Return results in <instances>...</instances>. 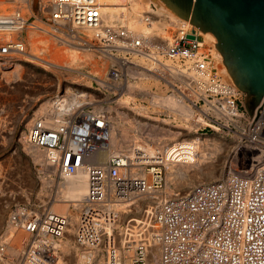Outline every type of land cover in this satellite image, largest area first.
<instances>
[{
    "label": "built area",
    "instance_id": "2783aa9c",
    "mask_svg": "<svg viewBox=\"0 0 264 264\" xmlns=\"http://www.w3.org/2000/svg\"><path fill=\"white\" fill-rule=\"evenodd\" d=\"M52 1L53 10L46 14L39 11L38 15L45 23H51L50 29L55 33L61 31V18L71 19L77 26L99 22V0ZM35 19L33 15L25 19L19 11L0 14V33L20 30L23 35L17 39L1 38L0 53L23 51L27 23ZM102 42L109 39L103 38ZM136 45L143 52L151 50L148 45L142 46L141 39L136 40ZM207 47L203 32L194 25L177 35L164 53L205 77L201 97L189 99L199 113V133L214 131L235 137L250 154H246L245 164L228 172L226 179L201 183L187 194L162 197L168 164L197 158V147L190 140L148 141L134 146L130 153L113 154L105 163L90 160L95 151L107 147L109 140V112L94 94L110 93L103 87H73L71 93L65 88L49 96L51 106L47 113L37 116L34 108L27 115L26 142L43 149L60 175H73L81 169L87 173L86 207L76 234L83 246L105 249L116 260L120 244L124 245L134 251L133 264H264V103L252 120L241 93L218 73L216 57L204 51ZM113 51L116 53L117 49ZM116 59L110 77L123 84L127 78L125 58L116 55ZM73 94L75 97L71 98ZM43 101L39 100L38 105ZM252 164H259L256 170ZM148 194L158 202L146 205L142 230L129 228L128 223L136 220L130 216L124 226L128 229L118 238V228L112 223L118 222L120 213L113 205L128 203L134 209L136 202ZM45 212H30L24 219V225L34 235L24 264H55V247L49 239L64 236L68 217ZM156 248L160 250L157 259L153 256ZM118 259L124 262L122 255Z\"/></svg>",
    "mask_w": 264,
    "mask_h": 264
},
{
    "label": "bare ground",
    "instance_id": "6f19581e",
    "mask_svg": "<svg viewBox=\"0 0 264 264\" xmlns=\"http://www.w3.org/2000/svg\"><path fill=\"white\" fill-rule=\"evenodd\" d=\"M99 1L102 3L100 6L101 16L98 17L99 22L96 25L77 26L71 19L61 18V31L55 33L50 29L52 28L51 23H45L38 15L39 11L46 14V11L51 12L53 10L52 0H0V14H11L19 11L25 16V19L30 15L36 17L34 22L27 23L24 50L10 54L0 53V79L4 78L5 83L10 85L14 83L13 80L21 76V72L24 70L22 69L23 65H34L52 71L55 74L54 77L60 82L61 79H65L64 81L67 82L68 79L78 78L81 82V79H93L90 76L96 74L98 80H95L103 82V84L100 82L101 87L110 92L112 91L111 93L118 90L120 97L116 100V106L108 105V112L115 110L117 117L110 121L111 127L107 147L95 151L90 158L91 161L96 163H105L113 154L122 151L130 153L134 146L147 144L148 141L167 143L168 138L165 137L177 133L173 130L176 127L173 125L174 122L182 123V125H179L181 128L177 134H186L187 138L191 139L190 141H201L205 150L215 148L217 138L211 136L205 138L203 134L199 133V128L197 129V126L200 125L199 113L189 101V95L184 90L179 89L183 97L189 101L187 103L184 98L179 97L174 85V80L179 79L184 86L191 89L192 95L201 97L204 90V75L193 68L184 67L178 60H174L164 53V49L174 41L177 35H183L185 31L194 25L176 13L163 0ZM64 28L70 29L72 33H68ZM122 31H124V34L121 33ZM203 34L208 43V47L204 51L210 52L216 57L218 73L223 77L225 75L224 80L234 83L223 63L222 54L214 42L205 33ZM3 37L17 39L23 37V35L19 30L13 33H0V39ZM103 38H108L109 42L103 43ZM137 39H141L142 46L148 45L151 49L150 52H143L142 47L136 45ZM102 49L107 51L105 52ZM113 49H117V52L115 53ZM89 55L94 59L95 66L93 61L90 62L91 59L88 60ZM97 55H99V59L96 58ZM116 55L125 58L127 78L124 79L121 88L119 86L115 87L116 84L119 85L121 82L110 77L111 68L117 60ZM87 68H89V71L86 70ZM183 78L190 82L185 83ZM170 87L175 89L172 88L174 92L169 94L167 89ZM236 87L242 96L245 95L244 91L240 90L237 85ZM139 96H142L148 102V105L138 104ZM72 97H75V95H71ZM50 106L51 101L48 98L47 102L38 106L35 114L38 116L41 113H47ZM161 111L166 112L170 117L168 119H162L159 116L154 117L153 113ZM195 114L196 119H194ZM109 120H111L110 116ZM163 123H166L168 128H165ZM22 135V144L26 148L25 152L30 151L29 155L31 154L35 160L44 161L48 170L57 171L48 162L45 151L28 144L25 140V132ZM195 146L199 153L198 145ZM41 157H43V160H41ZM205 158L203 155H197L194 161L168 164L167 179L169 178V182L175 180L177 184H181V189H189L195 182L201 184L216 179L217 169L208 166L206 160L204 161ZM243 160L242 163L245 164L246 158L243 157ZM263 162L261 161V163ZM258 165L252 164L253 169L256 170ZM192 167L195 168L190 170ZM192 171L194 181L189 182L182 179L183 174ZM42 179L44 178L42 177ZM51 181L53 182V180ZM47 183L44 180L42 190L46 188ZM88 185L85 169H81L73 175L59 174L54 184L51 185L54 186L53 194H51L52 191L49 193L52 196H49L47 206L38 213L33 212L37 215L45 211L47 213L50 210L49 205H51L52 212L68 217V225L71 228L68 229L67 226V236L55 240L49 239V243L55 247L53 250L55 264H104L105 260L108 261V264H133L134 251L133 249L128 251L124 245L120 244L116 260H113V257L105 249L83 246L78 242L76 238L77 228L82 211L86 207ZM171 187L166 185L162 195L163 198L172 195L173 192L171 194L169 192L172 190ZM45 191L47 192V190ZM176 194L181 193L177 192ZM153 198L150 194L141 197L136 202L134 209H130L128 203L113 205V209L120 213V219L112 224H116L118 228L121 219L127 218L138 207L145 204L146 200L154 203L158 202L157 199ZM148 205H151V202ZM29 214L30 212L26 208H18L12 213L13 223H9L8 230L13 232L17 229V235L12 241H9L7 247L3 250L4 252H0V264H24V257L34 238L33 233L23 223ZM143 223V220L137 219L135 224L129 223L128 225L134 231H140ZM17 224L22 226L17 227ZM127 229L125 227L123 231L118 230V238H121V234H124ZM73 235H75V240L72 238ZM96 251H100L102 254ZM120 255L124 259L123 263L118 259ZM153 256L155 259L159 258V248L154 250Z\"/></svg>",
    "mask_w": 264,
    "mask_h": 264
},
{
    "label": "rangeland",
    "instance_id": "374dc122",
    "mask_svg": "<svg viewBox=\"0 0 264 264\" xmlns=\"http://www.w3.org/2000/svg\"><path fill=\"white\" fill-rule=\"evenodd\" d=\"M152 13L154 14L153 11ZM88 57H89L88 60L91 59L90 62L93 61V64L95 66V61L92 58V56L89 55ZM96 58L99 59V55H97ZM100 60L102 59L100 58ZM22 69L24 70H22L21 76L16 78V80H13L14 83L10 85L9 84L7 85V83H5L4 78L0 79V183H1L0 184V252H4L3 250H5V247H7L9 241H12V239H14L15 236L17 235L16 233L17 229L13 231L14 233L8 230L9 223L10 222L13 223L11 219L12 213L18 208L19 209L26 208L31 213L33 212L38 213L41 210H43L48 204L49 196H52L51 194H53L52 190L54 186L51 185H53L56 179L59 177L57 171H54L53 169L52 170L47 169L44 161L35 160L31 156V154L29 155L30 151L25 152L26 148L22 144V137H23L22 134L24 133L26 121H28L29 119L27 115H30L34 110V108H35L34 110V114H35V111L39 106L38 104L40 103L39 100L42 101L44 100L42 103L47 102L49 96L53 95L56 92H60L65 88L67 89V92L70 93L72 92L73 87H78L83 89L85 86H88L94 89L95 87H101L100 82L101 84H103V82L100 80L98 81L99 83L97 82L98 78L96 74L95 76L94 75L90 76L93 79H88V80L81 79V82L79 78L68 79L67 82L64 81L65 79H61L60 82L58 79H56V77H54L55 74H53L52 71L45 70L41 66L38 67L34 65L31 66L23 65ZM86 70L89 71V68H87ZM183 79L185 83L190 82L186 78ZM174 85L176 89L174 87H170L167 89L169 90L168 91L169 94L173 93L174 92L173 89H175L179 97L181 96V98H184L183 94L181 93V90H179L182 89L185 91L187 95H189V99L194 98L195 100H198L200 98V97H196L195 95H192L191 89L188 86H184L179 79L174 80ZM117 86L121 88L122 84L121 83H119V85L116 84L115 87ZM110 87L115 88L114 86H110ZM154 90H156V88H154ZM117 91L118 90H116L115 93L114 92L111 93L112 92L111 91L110 93L108 92L106 94L100 91H95L94 94L96 98H100L101 100H104L102 103L105 104L107 111H109L108 105L110 104L112 106H116V102H117L116 100H118V98L120 97ZM244 97L245 95L241 97V100L245 105ZM184 100H186V102L189 103L187 99L184 98ZM137 102L138 104L143 103L144 105H148V102L145 101V99L142 98V96L138 97ZM115 114H116L115 110L109 112V116L111 117L110 121H113L112 119L117 117ZM153 115L154 117L159 116L162 119H168L170 117L166 112H162V111L159 113H153ZM194 119H196V114ZM173 125L176 126L173 128V130L179 133L181 128V126L179 125H182V123L174 122ZM163 126L165 128H168V125H166V123H163ZM199 127L200 125L197 126V129ZM177 133H175L173 136H169V135L166 136L165 138H168L167 143L174 142L175 140L178 141L184 139L191 140L187 138L186 134L181 135ZM208 133L209 134H203L205 138L206 136L217 138V144H216L217 146L215 148H211L210 150L208 149L205 150V148L202 146L203 143L201 141H197V140H192V141L193 143L196 142L195 145H198L199 147L198 156L203 155L204 157H206L204 161L206 160L207 165L216 168L218 171L216 175V179L210 180L211 182L217 179L226 178L227 173L229 171L236 170L237 165L242 166L243 164L242 162H244L243 157L246 158L245 155L250 154V152H247L246 149L241 146L240 142L235 137L224 136L221 133H217L214 131H208ZM42 158L43 157H41V160H43ZM247 161L249 162L250 159L248 158ZM194 168L195 167H192L190 168V170H193ZM192 175H193V171L191 173L187 172L182 175L183 177L182 179L189 182L194 181L195 178ZM42 177L44 179H42ZM168 179H167V187L172 186L171 187L172 190L169 191L170 194L173 192L172 195L174 194L176 195L177 192L181 194L188 193L195 186L200 184L199 182L198 183L195 182L193 185L189 187L190 189L192 186H194L191 190H189L188 188L181 189L180 188L181 184L180 185L177 184L175 180L169 182ZM44 180H46L48 183L46 188L42 190V185ZM51 180H53V182ZM205 182H209V181H205ZM168 189L170 190V188ZM44 190H47V192L45 191L46 192L45 193ZM149 202H151V204L152 203L155 204L152 201L146 200L145 204L138 207L135 210L136 212L134 211L135 213L132 212V214H130L127 218L121 219L118 225V230L123 231V229H125L124 227L125 223L129 222L128 218L130 216H134L136 220L137 219L142 220L141 218L145 215L146 212L145 210L146 205H148ZM49 206H50V211H52L51 205ZM136 220L134 221L130 220L131 222L129 223L135 224ZM18 226H22V225L17 224V227ZM70 228L71 226L68 225V229ZM67 234L68 233L66 232L64 236H67ZM72 238L73 240H75V235H73ZM96 252L99 253L100 251H96ZM104 257H106V255H104ZM103 263L108 264V261L105 260V262Z\"/></svg>",
    "mask_w": 264,
    "mask_h": 264
},
{
    "label": "water",
    "instance_id": "95a60500",
    "mask_svg": "<svg viewBox=\"0 0 264 264\" xmlns=\"http://www.w3.org/2000/svg\"><path fill=\"white\" fill-rule=\"evenodd\" d=\"M163 1L214 42L254 120L264 103V0Z\"/></svg>",
    "mask_w": 264,
    "mask_h": 264
}]
</instances>
